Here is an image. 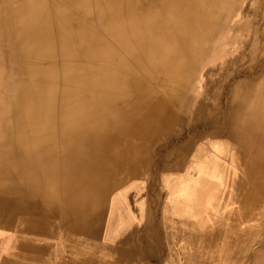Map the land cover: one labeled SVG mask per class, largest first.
Masks as SVG:
<instances>
[{"label":"bare ground","instance_id":"obj_1","mask_svg":"<svg viewBox=\"0 0 264 264\" xmlns=\"http://www.w3.org/2000/svg\"><path fill=\"white\" fill-rule=\"evenodd\" d=\"M158 247L264 264V0H0V264Z\"/></svg>","mask_w":264,"mask_h":264},{"label":"rangeland","instance_id":"obj_2","mask_svg":"<svg viewBox=\"0 0 264 264\" xmlns=\"http://www.w3.org/2000/svg\"><path fill=\"white\" fill-rule=\"evenodd\" d=\"M248 10L245 9L244 12L246 13ZM246 16L249 17V19H251L252 21V25L257 24L258 22V15H255L252 12H248L246 13ZM213 88L215 89H223V85L222 83H218L217 80L215 82V85H213ZM224 94L226 93L225 88L223 90ZM191 125H194L192 128L190 127V125H188L187 127H185L184 129H182L181 131H179V134H175V138L173 139V142H175L176 145H181L184 142H186V140L188 139L189 135L192 133H196L198 135V137L190 144V148L187 153V155L189 156V154L193 151L194 146L198 143V142H204V140H206L207 138L215 137L217 140H224L225 138V134L226 131L225 129L222 130H216L213 128H208L206 127V125H204V123L202 122H195V123H190ZM168 145V144H167ZM184 149H182L183 151ZM163 152V151H162ZM162 152H160L159 150H155L154 154H153V173L156 176V186L158 187V189L162 190V177L163 175H165L168 171L164 169L161 158H162ZM188 159V158H187ZM185 159L182 162V165L178 168V169H171L169 172L177 174V175H181L184 172L185 166L187 165L188 161ZM163 199L164 201L166 200L167 197V191H163ZM165 197V198H164ZM162 207V206H160ZM156 209H158L160 211L159 206L155 207ZM161 212V211H160ZM180 238V237H179ZM177 238L176 240L178 241V243L181 245H183V241L181 240V238L179 239ZM188 246V244H186V247ZM145 250V249H144ZM167 249H163L162 247H158L156 248V250L152 253H149L147 256H145L144 260L147 261L148 264H164L168 257L167 255ZM186 258H187V253L185 254ZM176 264H180V262H182L183 260V254L180 253L177 255L176 257Z\"/></svg>","mask_w":264,"mask_h":264}]
</instances>
